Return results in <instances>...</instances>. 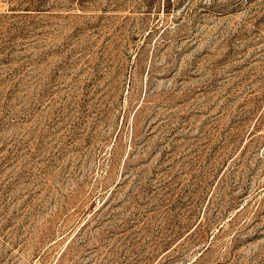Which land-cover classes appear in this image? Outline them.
Listing matches in <instances>:
<instances>
[{
  "label": "rangeland",
  "instance_id": "1",
  "mask_svg": "<svg viewBox=\"0 0 264 264\" xmlns=\"http://www.w3.org/2000/svg\"><path fill=\"white\" fill-rule=\"evenodd\" d=\"M0 264H264V0H0Z\"/></svg>",
  "mask_w": 264,
  "mask_h": 264
}]
</instances>
